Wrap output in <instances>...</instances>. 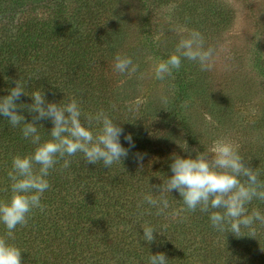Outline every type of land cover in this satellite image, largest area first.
Here are the masks:
<instances>
[{"label": "trees", "instance_id": "trees-1", "mask_svg": "<svg viewBox=\"0 0 264 264\" xmlns=\"http://www.w3.org/2000/svg\"><path fill=\"white\" fill-rule=\"evenodd\" d=\"M137 1L142 15L163 12L170 4L0 0V96L19 80L28 95L39 90L57 103L75 98L85 113L103 109L135 142L128 157L110 168L86 163L81 153L67 158L71 161L67 168L63 159L58 161L48 177L51 187L42 197L45 212L34 210L14 234V242L24 251V264H147V257L158 252L166 253L169 264H264V225H256L254 233L242 229L237 237L215 231L208 214L199 210L182 213L187 219L181 220L158 216L141 203L152 185L172 175L174 154L195 157L192 149L208 151L219 139L237 144L264 180V91L257 85V79L264 83L263 51L258 46L253 54L248 50L258 76L247 77L250 72L241 57L232 78L216 77L215 68L201 71L185 60L179 71L163 79L168 102L156 95L155 106L146 108L153 95L136 76L173 53L177 40L170 34L160 36L159 27L149 25L150 18L143 27L133 26L128 7ZM171 5L170 22L200 31L208 42L235 27L237 11L227 0H182ZM147 53L152 62L145 59ZM117 54L132 57L135 74L115 72ZM136 79L140 91L130 88ZM130 90L140 94H128ZM17 103L30 105L32 100L22 95ZM17 111L26 121L35 115L27 109ZM37 124L41 142L50 139L51 121ZM21 127L0 117V201L10 197L7 172L13 157L36 147L23 137ZM121 142L128 147L123 137ZM187 148L189 152L183 150ZM137 153L143 155L142 161ZM168 198V213L182 207L176 190ZM248 207L264 212V201L254 200ZM145 224L160 232L151 244L142 240Z\"/></svg>", "mask_w": 264, "mask_h": 264}, {"label": "clouds", "instance_id": "clouds-1", "mask_svg": "<svg viewBox=\"0 0 264 264\" xmlns=\"http://www.w3.org/2000/svg\"><path fill=\"white\" fill-rule=\"evenodd\" d=\"M173 8H167L162 16L170 22ZM171 30L179 35L175 50L166 59L159 60L154 66V77L163 80L179 71L183 61L197 64L201 71L212 68L216 49L207 46L203 34L189 29L184 24H173ZM113 68L119 74L136 71L133 59L128 55L117 54ZM22 95L31 98L32 103L18 104ZM167 103V97H161ZM27 109L35 115L32 121L17 109ZM0 117L7 118L13 126H21L25 139L36 145L33 152L16 155L11 161V170L7 172L10 197L0 201V264H24V251L14 242L17 226H23L34 210L45 212L42 197L51 187L48 177L60 159L63 167H69L77 153L83 154L88 164H101L110 168L113 164L126 159L131 148L135 147L133 135L125 134L118 121L110 117L103 109L95 113H85L75 98L60 102L49 101L45 93L36 90L28 95L24 85L18 81L8 89V94L0 96ZM50 120L53 127L50 139L41 142L37 121ZM128 144L125 147L121 142ZM189 152V149H183ZM193 157L174 154L170 164L171 176L162 179V183L152 185L143 194L142 204L156 210V215L169 214L173 217L187 219L182 213L195 212L208 214L210 226L218 232H231L240 237L242 229L255 232L256 225H264V212L257 208L249 210L254 200L264 201V180L260 179L258 169L250 166L239 152V146L231 141L219 139L214 141L208 151H197ZM138 161L143 155L137 153ZM173 190L179 193L182 207L177 211L171 208L169 194ZM140 204H138V207ZM142 240L151 244L160 234L156 226H142ZM166 253L158 252L147 257V264H169Z\"/></svg>", "mask_w": 264, "mask_h": 264}, {"label": "rangeland", "instance_id": "rangeland-1", "mask_svg": "<svg viewBox=\"0 0 264 264\" xmlns=\"http://www.w3.org/2000/svg\"><path fill=\"white\" fill-rule=\"evenodd\" d=\"M181 2L182 0H165V4H169L166 8H170L171 2ZM230 2L233 7L237 11L236 23L234 29L227 35L221 36V39H217L214 42H208L205 40L206 47L212 46V44H216L212 46L216 49V54L212 60V67L216 69V77H220V75H226L229 78H232L235 74V64L242 61L240 59H246L244 65L247 66V71L250 73L248 76H258V74L252 68V57L254 51L258 46L259 51H263L264 54V0H227ZM172 8V7H171ZM128 11L131 13V22L133 26L143 27L145 26L146 18H150L149 25L151 27H159L160 36L162 33L165 35H171L172 39H176L177 42L179 40V35L171 30L173 24L171 22H166L162 16L163 12L154 13L152 10L150 12H144L142 15V8L140 2H135L133 6L128 7ZM248 50L252 51V54L248 52ZM135 48H132L130 52L133 53ZM149 57V61L152 62V56L149 53L145 54V59ZM239 59V60H238ZM238 60V61H236ZM232 72V73H231ZM136 72H131V74H135ZM231 73V74H230ZM215 75V73L213 74ZM138 79L144 81L146 84V91L153 95L151 99L152 102H149L148 105L144 106L148 108V106H155L154 98L156 95L158 97H165L167 84L164 83L163 80H157L154 77V68L150 66V68H143L141 72H139L136 76ZM136 79L131 85L130 88L135 91H140L141 86L137 85L136 82L139 80ZM258 89L262 93V86L264 87L263 81L257 79ZM133 90L128 91V94H133L135 96L139 95L135 94ZM142 93V92H141ZM141 104V103H139Z\"/></svg>", "mask_w": 264, "mask_h": 264}]
</instances>
